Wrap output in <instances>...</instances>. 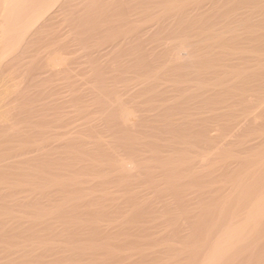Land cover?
<instances>
[{
	"label": "rangeland",
	"instance_id": "1",
	"mask_svg": "<svg viewBox=\"0 0 264 264\" xmlns=\"http://www.w3.org/2000/svg\"><path fill=\"white\" fill-rule=\"evenodd\" d=\"M95 1H79L71 11L74 14L67 10L62 16L60 24L67 32L63 39L70 45L67 57L72 60L68 80L65 75L61 82L41 80L43 86L41 83L35 90L39 105L54 101L56 106L47 104L51 109V104L55 106L54 113L42 108L50 120V134L38 138L40 163L35 178L23 177L21 185L16 182L20 188L15 183L9 185L8 194L17 193L19 199L12 193L3 200L6 204H0L6 209H0V264H198L220 233L230 223H239L249 202L264 191V167L260 171L253 167L255 157L264 156V97L260 95L264 96V89L257 85L262 76L258 79L254 71H248L258 80L253 84L251 79L248 86L233 82L235 73L205 75L202 87L210 103L195 97L199 87L178 91L173 78L153 77L151 68L161 65L168 47L183 41L179 37L184 29L189 27L183 37L192 35L194 39L199 32L207 35L224 27L219 20L222 26L209 20L212 0ZM206 21H213L210 24L215 27L204 29ZM199 39L189 37L186 42ZM207 43L199 44L201 50ZM40 59V55L34 59L38 67L34 65V71L25 73V82L32 76L43 78L39 75ZM142 71H152L153 75L141 76ZM146 79L156 83L151 101L146 100L151 95L142 82ZM112 92L127 99L125 104L139 120L141 126L134 132L116 124L119 131L114 115L108 114ZM46 94L52 98L44 102ZM244 94L263 105L258 124L246 122V114L239 111ZM40 113L38 119L45 117ZM52 113L54 117H50ZM228 115H232L231 120ZM238 120H242V128ZM175 125L179 130L171 127ZM24 147L27 152L30 145ZM116 157L132 165L131 178L121 181L114 167V160H119ZM256 237L264 246V228ZM242 255L234 257L232 264L242 260L241 264H246L248 257ZM260 264H264V257Z\"/></svg>",
	"mask_w": 264,
	"mask_h": 264
},
{
	"label": "bare ground",
	"instance_id": "2",
	"mask_svg": "<svg viewBox=\"0 0 264 264\" xmlns=\"http://www.w3.org/2000/svg\"><path fill=\"white\" fill-rule=\"evenodd\" d=\"M79 1L83 2L84 0H79ZM79 1L78 0H2L1 1L2 3L0 6V183L6 185V187L4 185H3L4 187L3 186L0 187V201H1L0 204L3 202L5 203V201H3V200L6 199V197L8 199L9 195L12 196L11 195L12 193H13V195L17 196V197L13 196V198L15 197L16 200L19 199V196L17 195V193L14 194V192H12V193L8 194V192L6 190L9 189L8 188L9 185H12L15 183V187L17 188L19 185L22 184V182H23L22 178L23 177L24 178L30 177V179L31 178L33 179L36 176L35 171H36V168L38 165L37 163H40L38 161L39 156L36 154V152L38 151L36 149V144L38 142V138L41 135L44 136V135L50 134L49 128H48L50 126L49 125L50 120L47 119V116L45 115L46 113H44L43 110H45V112H47V110L50 109V112H53L52 110L55 109L56 105H55L54 101H52L55 106L53 108V104H51L52 109L49 108L50 106L47 104L52 103L50 101V98H52V96H51V94H50V96H47V94H46L47 97H44L45 99H42V100L43 101L49 100L50 102L49 103L47 102V104H45L46 102L44 101L45 102L44 103L45 106L43 105L44 107H42V105L40 104L41 110H42V108L46 107L45 109H43L41 111L40 108L38 107L40 105L38 102L39 100H37L38 97L36 98L35 90L38 89L37 88L38 85L39 84L41 85L42 82H44V83L50 82L51 83L54 79L59 80L61 78H62L61 79V81H62L64 79H66L65 77H67V80H68V76H66V75H69V73H68L69 69H70L69 65L72 64V63L70 64V62H72V60L70 61L69 57H67L69 54L68 53L69 52L68 47L70 45L68 42H64L63 38L65 37L67 32L64 31L65 29L62 27V25L60 23H62V20H63L62 16L65 14V11L67 12V10H68L69 12H71L75 6L78 7L77 5H78V3H80ZM86 2H88V0H86ZM95 2H91V3L94 4ZM98 2H99V0H98ZM123 2H125V1H123ZM128 2H129V0H128ZM211 2H212L211 3L212 15L210 16L211 18L209 20H213V21L217 20V21L216 22L212 21L213 23L211 21L209 23H208V21L203 22L202 25H204V26H202V27H205L204 29H207V27L209 26L210 27L209 30H211V28L213 29V27H215L219 21L222 22V25L224 23V27L221 25V22H219L218 25L219 26L221 25L222 27H219V29H218V27H216L217 29L211 30L210 34L203 35L202 32H201V34H200V32L197 33L196 34L197 36L194 34L195 35V37L193 36L194 39L195 38H198V39L200 38V39L194 43L191 41L190 42L188 41L189 44L186 42L187 39L189 40V37L193 41H196V40H194L192 38L191 34H190L191 36H188L187 39L185 36L183 37V32L184 31L186 32V30H188L189 27L186 30L185 29L183 30V28H182L183 31H182V34L180 35L179 38H181V39L183 38V41L181 40V42H179L177 44L174 43L175 45L173 44L172 47H168L167 50H165L166 54L164 53L165 55H164L163 61H161L162 62L161 65L160 66L157 65V67L154 66V68H151L154 75L152 74V71H150V72L144 71V73L142 71V73H140V75L143 74L145 76V75H147V73H151L153 75V77H160L161 79H164V80L169 79V78H173L172 80L175 81L174 83H177L176 89L178 91L186 90V88L189 86H195V88L199 87L198 89L196 88L197 89L196 91H198V93L196 92L197 94L195 95V97L200 98L201 101H203V103L209 102L208 97L205 95V94H207L204 90L205 88L203 89V87H202V85H203L202 83L204 81L203 77L205 75H208V76L212 75L214 77L215 76L221 77V76L230 75V74L232 75L235 73V77H234L235 80L232 79L233 82L237 80L235 83L238 82L242 85L243 84L248 85V84H252V83L254 84V81H256V82L258 81V80H254L255 79L254 74H255L256 78H258L257 76H259V78H260V76H262L261 79L258 78L261 81L260 82L258 81L257 83H259V84H257V85L258 86L260 85V88L262 87V90H263L264 89V0H212ZM88 3H90V1ZM56 4L60 5V6L58 5V10L54 9V6ZM80 5H82V4H80ZM88 5H90V4H88ZM87 9H86V11H87ZM77 11H78V9H77ZM89 11H91V10H89ZM72 12L70 13V15L74 14ZM86 14H87V12H86ZM86 19L88 20V18H86ZM223 20H224V22H223ZM199 23H201V21ZM210 23L214 24L215 26H213ZM215 23H217V24H215ZM194 25H197V24H194ZM228 25L232 26V27H229ZM234 25H235V27H233ZM202 27L200 28L201 30H202ZM220 28L221 29L223 28L222 29L223 31L220 30ZM217 30H220V31H217ZM204 31H206V30H204ZM95 40H97V39H95ZM205 42H208L207 46L204 49L202 48V50H201V47L199 44H202ZM191 43H193V44H191ZM128 48H129V46H128ZM187 48H192V49H190V51H188L189 49L187 50ZM199 48H200V50H199ZM123 49H124V47H123ZM193 51H195V52H193ZM127 53H128V51H127ZM123 54H124V52H123ZM39 55L41 56V59L39 62V64L40 63L41 64H40L39 69L41 68L40 70H42V72L39 75L41 77L43 76V78L39 80V79H37L36 76L35 77L32 76L30 78V80L28 79L29 80L28 82H25L27 80L26 78H24L25 73L29 72V70L34 71V69H33V67L35 65L34 59L39 57ZM134 62H135V60H134ZM91 63H93V62H91ZM39 64H37V65H39ZM37 67L38 66H36L34 68L36 69ZM144 67H146V66H144ZM152 67H153V65H152ZM140 69H142V68H140ZM70 70H72V69H70ZM95 70L93 69L92 71L96 72L97 70L96 71ZM39 71H37V73H39ZM248 71H251L252 73L254 71L253 76L251 73L249 74ZM58 75L60 78L56 77ZM62 75H65V77H63ZM236 75H237V77H236ZM40 76H38V77H40ZM28 78H29V76H28ZM142 79H143V77H142ZM157 79L158 78H156L154 80H157ZM251 79H253L252 83L250 81ZM41 80H42V82H40ZM36 81H39V83ZM206 81H207V77H206ZM142 82H143L144 86L146 87L145 90H147V93L149 90L151 93V95H150V93H148L150 96L147 97L146 100L151 101L153 98V97H151L153 95L151 91L155 89V87H153V86L156 83L153 85L152 83H150V80H148V79H146L144 81L142 80ZM206 84H207V82H206ZM240 84H236V85L240 86ZM101 85H102V83H101ZM41 86H43V83ZM50 86H51V84H50ZM59 86H60V84H59ZM70 86H71V84H70ZM97 86H98V88H100L99 85H97ZM248 86H250V85H248ZM257 87H255L254 89H256ZM191 88L193 89V87H191ZM44 89H46V88H44ZM47 89H49V87ZM94 89H96V88H94ZM250 89H251V91L254 90L252 88H250ZM210 91L212 92V90H210ZM153 93H155V90ZM212 93H214V92H212ZM112 94H113V92H112ZM48 95H49V93H48ZM104 95H105V93H104ZM260 95H261V98L264 97L262 94H260ZM98 96H101L100 93ZM249 97H250L249 95L248 96L245 94L242 95L241 99L239 101L241 106L239 105L238 108L241 107L239 109V111H241V112L243 111L244 114H246V117H244L246 122L250 123V121H251V123L254 124V123H257V120L260 121L259 118H261V116L263 114L259 110V107L261 105L259 106V103H254L255 100L253 101L252 97L251 98H249ZM46 98H49V99L46 100ZM107 98H108V95H107ZM39 99L41 100V98H39ZM102 100H104V99H102ZM108 100H109L108 101L109 104L108 103L107 104L109 105V107L108 106L107 107H108V110L110 112H108V110H106V109L105 110H106V112H108V114L112 113L114 115V118H115L114 120L116 121L115 125L118 124L121 126V127L119 126L120 128H124L125 130L132 131V132H134L137 127L141 126L139 120L134 116V113L131 110V107L129 108L125 104V100H127V99L122 100L120 98V96L115 94V92H114L113 95H110ZM106 101L107 100H105V103H106ZM128 101H129V99H128ZM163 101H164V99H163ZM173 101H175V100H173ZM36 102H38V106L36 105L37 104ZM40 103L43 104V102H40ZM105 103H104V105H105ZM237 103L238 102H236V106H238ZM47 106H48V109H47ZM260 108L262 110L263 105ZM197 109H198V107H197ZM39 110L42 114L44 113L43 115H45V117H46V118L43 117L44 120L45 121L48 120V121H46V123H45V121L43 122L41 120L42 116H41V118H39L40 120L37 118V116H38L37 114L40 113V112L38 113ZM235 110H238V109L235 108ZM53 113H52L53 116L51 115L50 117H54ZM234 113H235V111H234ZM234 113H232V114H234ZM106 115L107 114H105L104 116L107 117L108 115L107 116ZM113 115H112V117H113ZM241 115H242V113H241ZM228 116L230 117V120H231L232 115L231 116L228 115ZM233 116H235V115H233ZM38 117H40V116H38ZM109 117H110V115H109ZM215 117H217V116L215 115ZM242 120H243V118H242ZM242 120H241V122H242ZM109 121L113 122L112 118ZM168 121H169V119H168ZM177 121L178 120H176V123H177ZM38 122H40L39 124L42 126L45 123L43 126V129L40 128V125L38 126ZM227 122H229V121H227ZM241 122L240 121L238 122V123H240L239 125L242 124ZM47 123H49V124H47ZM168 123L170 124V122H168ZM173 123H175V122H173ZM178 123H179V121H178ZM180 124H182V123H180ZM184 124H186V123H184ZM237 125H235V126H237ZM112 126H114V125H112ZM180 126L175 125V126H171V127H173L174 130L175 129L179 130ZM186 126H188V125H186ZM229 126L234 127V125H231V124ZM79 127H82V126L79 125L78 129H79ZM116 127L118 128L117 125H116ZM171 127H169V128H171ZM231 127H227V128L231 129ZM46 128L48 130H46ZM236 128L237 127H235V129ZM241 128H242V125H241ZM82 129H84V128H82ZM235 129H233L234 132H236ZM79 130H81V129H79ZM118 130H119V128H118ZM76 131H77V129L75 130V132ZM166 131H167V129H166ZM90 132H92V131H90ZM231 133H232V130H231ZM67 134L68 133H66V135ZM134 134H137V133H134ZM140 134H141V132L139 133V135ZM208 137L211 140L213 138V137L211 138V136H206V138H208ZM133 140H135V139H133ZM25 145H30V148H28L29 150H27V152H25L26 147H24V149H23V146H25ZM244 145H246V144H244ZM110 154H111V152H110ZM259 155H260V157L257 158L258 156H256L255 157L256 161L253 162V164H254L253 167L255 168L254 171H256V170L260 171L264 167V156L263 155L261 156V154H259ZM116 158L119 159L118 157H116ZM42 164H43V162H42ZM201 164H203V163H201ZM241 165H242V163H241ZM24 166H26V168ZM114 167L117 170V172L120 173V175L122 177L121 181H125L132 174V169H133L132 165L130 163L124 161V160H120V159L116 160L115 159L114 160ZM230 169L231 168H229V170ZM261 177H262V175H261ZM18 181H20V182H18ZM16 182L18 184L19 183H21V184L18 185V184H16ZM20 187L21 186H19V188ZM15 190L19 191L18 189H15ZM9 192H11V190H9ZM5 204H3V205H5ZM5 207L7 208V206H5ZM0 209H4L3 212H6V209L4 208V206H3V208H0ZM243 215L244 216H243V218H241V221L239 223H236V224L230 223V225L227 226L226 229H224V232L222 234L220 233V236L218 237V239L214 241L215 243L211 246V249H209L210 251L207 254L205 253V255H204L205 257L203 256L202 260L198 264H232L234 262L232 259L236 256L239 257V255L241 256L242 254L243 255L246 254L245 255L246 258L248 257L245 260L247 262L246 264H260V261L262 262V258L264 257V251L262 249H264L263 248L264 246H263V244H260V241H259V239H257L256 236H258V234L260 235L261 229L264 228V191L260 195L258 194L257 197L251 201V203L249 202V206H248L247 210L245 211V214H243ZM0 236H3V235H0ZM1 238H3V237H1ZM261 245L263 247H261ZM195 252H196V250H195ZM165 255H167V254H165ZM188 255H190V254H188ZM195 255H196V253H195ZM243 255H242V257H243ZM155 259H157V258H155ZM185 262H187V261H185ZM192 262H193V260H192ZM241 262H238V264L239 263L241 264Z\"/></svg>",
	"mask_w": 264,
	"mask_h": 264
}]
</instances>
